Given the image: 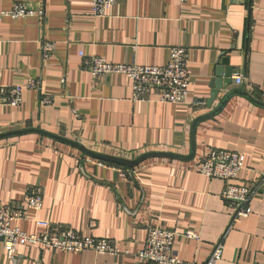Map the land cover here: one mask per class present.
Masks as SVG:
<instances>
[{
    "label": "crops",
    "instance_id": "obj_1",
    "mask_svg": "<svg viewBox=\"0 0 264 264\" xmlns=\"http://www.w3.org/2000/svg\"><path fill=\"white\" fill-rule=\"evenodd\" d=\"M17 3L36 14L0 22V86L36 78L53 103L43 107L38 93L26 91L20 107L0 106V135L41 130L128 160L150 153L189 156L194 123L225 96L242 91L264 104V0H118L102 17L93 14L91 0H0V11ZM46 42L56 45L48 60L41 52ZM173 47L188 51L186 104L161 103L156 94L136 101L126 76L95 80L81 58L162 67ZM222 59L245 84L235 86L232 79L210 108ZM195 140L190 161L153 158L135 168L108 165L38 134L1 140L0 204L22 202L32 190L44 196L42 210L21 222L23 231L39 234L36 221H48L127 252L113 257L20 246L16 264H144L137 254L152 227L198 234L199 240L178 237L174 250L184 262H206L231 212L222 198L225 184L202 176L198 164L210 150L236 152L244 157L236 183H258L264 106L235 94L198 125ZM251 207L250 217L226 236L219 264H264V187ZM0 264H7L2 240Z\"/></svg>",
    "mask_w": 264,
    "mask_h": 264
},
{
    "label": "built area",
    "instance_id": "obj_2",
    "mask_svg": "<svg viewBox=\"0 0 264 264\" xmlns=\"http://www.w3.org/2000/svg\"><path fill=\"white\" fill-rule=\"evenodd\" d=\"M185 2L186 0H179ZM92 11L95 16H105L107 11L117 4L118 0H91ZM33 10L24 4L17 3L11 10L0 11V22L6 18L24 19L35 16ZM41 15V13H40ZM56 45L46 42L41 47L42 57L48 60ZM83 68L92 78H100L121 74L132 83L134 100L146 101L156 94L159 102L167 104H186L191 78L188 71V51L182 47L170 49L169 62L162 67L117 65L110 64L101 58H84ZM235 86L245 84L243 75L232 77ZM34 91L40 96V104L48 107L53 98L42 93V82L36 78H29L25 85L0 86V106L18 108L23 103L24 93ZM106 166L105 163H98ZM244 169V157L228 150H210L198 164V172L210 179L220 180L225 184L222 193L223 200L231 212L230 222L225 233L215 244L209 259L203 263H187L180 260L174 250L175 241L183 236L187 239L199 240V235L193 232L178 234L174 230L152 227L148 229L144 249L137 254L144 264H219L224 254V240L236 225L252 214L251 203L264 187V175L254 185H239L237 180ZM44 205V196L40 191L32 190L22 202L0 204V240L3 242L7 264H16L18 248L20 246H38L41 249L62 253L94 252L98 255L118 257L126 255L116 245L106 239L86 237L73 229L63 228L48 221H36L42 228L39 234H29L20 227L26 221L28 212H40Z\"/></svg>",
    "mask_w": 264,
    "mask_h": 264
},
{
    "label": "water",
    "instance_id": "obj_3",
    "mask_svg": "<svg viewBox=\"0 0 264 264\" xmlns=\"http://www.w3.org/2000/svg\"><path fill=\"white\" fill-rule=\"evenodd\" d=\"M220 62H221V64L217 65L215 77L211 82V88H212L213 92L211 93V98L208 101V106L210 108L214 105L215 101L219 98L223 89L232 82V77H233V73H234V69L229 66V61L227 59H222V61H220ZM235 94L247 98L248 100H250L254 104L264 106L263 103L258 102L251 95H249L245 92H242V91H237L233 94H229V95L225 96L222 99V101L220 102L219 106L213 112L197 119L196 122L194 123L193 129H192V152L189 156H181V155L169 154V153H150V154L143 155L136 160H128V159L121 158V157H114V156L95 153V152L85 148L84 146H82L79 143L67 140L65 138H62V137H59V136H56V135H53V134H50V133H47V132H44L41 130H34V129L20 130V131L9 132L6 134H1L0 135V141L5 140V139L18 138V137L30 135V134H38L40 136L56 140L62 144H66V145L71 146L75 149H78L83 154H85L86 156L91 157L95 160H99V161L106 162V163H111V164L118 165V166L128 167V168L138 167L139 165H141L145 161H147L149 159H153V158L190 161L195 157V153H196L195 137H196V130H197L198 125L201 122L207 121V120L215 117L218 113H220L224 109V107L226 106L228 101Z\"/></svg>",
    "mask_w": 264,
    "mask_h": 264
},
{
    "label": "trees",
    "instance_id": "obj_4",
    "mask_svg": "<svg viewBox=\"0 0 264 264\" xmlns=\"http://www.w3.org/2000/svg\"><path fill=\"white\" fill-rule=\"evenodd\" d=\"M108 165H111V166H118V165H114V164H111V163H107ZM118 167H123V166H118Z\"/></svg>",
    "mask_w": 264,
    "mask_h": 264
}]
</instances>
